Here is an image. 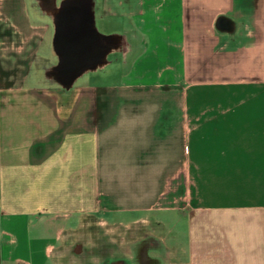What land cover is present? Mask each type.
Here are the masks:
<instances>
[{
    "label": "crops",
    "instance_id": "0c3cea01",
    "mask_svg": "<svg viewBox=\"0 0 264 264\" xmlns=\"http://www.w3.org/2000/svg\"><path fill=\"white\" fill-rule=\"evenodd\" d=\"M38 3L0 0L4 261L133 215L162 264H264V0H89L104 53L71 86Z\"/></svg>",
    "mask_w": 264,
    "mask_h": 264
},
{
    "label": "rangeland",
    "instance_id": "374dc122",
    "mask_svg": "<svg viewBox=\"0 0 264 264\" xmlns=\"http://www.w3.org/2000/svg\"><path fill=\"white\" fill-rule=\"evenodd\" d=\"M61 1V0H59ZM31 19L35 23L44 24L48 27L49 32L44 41L42 49V55L47 51L48 54L53 53V36L54 29L50 21L44 18L35 17V12L32 10ZM103 30H109L108 28L100 25ZM109 34V33H107ZM53 59V58H52ZM40 58L34 68V73H37L41 67ZM100 76L93 75L89 79L81 81L80 85H92L98 83L97 80ZM38 86L45 85L46 81L44 76H40V82L36 83ZM159 218L164 219L169 225H165L161 231L163 234H168L170 229L173 230L171 221L176 220V214H155ZM110 223H103L98 217H90L87 219L80 230L74 237L68 242V248H70L69 257L64 260V264H100L103 256L114 255L117 251H123L129 255L130 251H135L138 244L135 243L137 236H143L146 232V228L143 225L126 226L133 223V215L126 216H111L108 217ZM78 220L75 219L69 225L71 228L78 227ZM176 229V228H175ZM2 223L0 221V264H9L4 261L2 256L1 240H2ZM144 244L146 240H143ZM171 244V240H169ZM161 254V252H159Z\"/></svg>",
    "mask_w": 264,
    "mask_h": 264
},
{
    "label": "water",
    "instance_id": "95a60500",
    "mask_svg": "<svg viewBox=\"0 0 264 264\" xmlns=\"http://www.w3.org/2000/svg\"><path fill=\"white\" fill-rule=\"evenodd\" d=\"M88 1L39 0L38 3L42 15L54 25L56 48L62 50L57 77L69 86L83 73L95 71V60L104 53L105 37L96 28L94 10Z\"/></svg>",
    "mask_w": 264,
    "mask_h": 264
},
{
    "label": "flooded vegetation",
    "instance_id": "af4514ba",
    "mask_svg": "<svg viewBox=\"0 0 264 264\" xmlns=\"http://www.w3.org/2000/svg\"><path fill=\"white\" fill-rule=\"evenodd\" d=\"M57 55L59 58H62V50L59 46L57 48ZM48 72L54 74L53 70ZM151 245L152 244L149 242L144 244V242L141 241L138 244V249L134 252L131 250L129 255L127 253H123V251H117L114 255L103 256L100 264H162V261L159 258L152 257L150 255L148 247Z\"/></svg>",
    "mask_w": 264,
    "mask_h": 264
}]
</instances>
